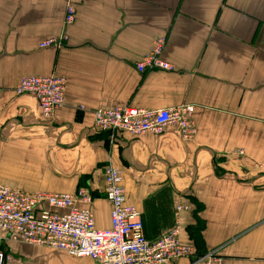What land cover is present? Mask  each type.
I'll list each match as a JSON object with an SVG mask.
<instances>
[{"label": "crops", "instance_id": "crops-1", "mask_svg": "<svg viewBox=\"0 0 264 264\" xmlns=\"http://www.w3.org/2000/svg\"><path fill=\"white\" fill-rule=\"evenodd\" d=\"M64 14V0H0V184L26 193L83 187L92 199L78 206L107 228L111 163L148 240L178 217L181 240L223 264H264V0H77L67 27ZM63 34L59 45L39 46ZM158 39L172 69L137 70ZM50 74L66 86L47 119L33 95L14 89L23 76ZM119 105H191L195 132L94 127L96 108ZM0 250L4 264H98L1 231Z\"/></svg>", "mask_w": 264, "mask_h": 264}, {"label": "built area", "instance_id": "built-area-1", "mask_svg": "<svg viewBox=\"0 0 264 264\" xmlns=\"http://www.w3.org/2000/svg\"><path fill=\"white\" fill-rule=\"evenodd\" d=\"M64 1L63 27H67L74 20L77 0ZM65 39L63 34L59 39L50 38L39 45L55 46ZM161 50L162 40L158 39L135 63L137 70L172 69V65L161 58ZM65 86V78L56 74L24 76L16 84L15 91L32 94L42 115L48 119L63 104ZM192 111L191 105L157 109L131 105L96 108L93 125L99 130H120L135 136L147 132L160 134L166 127L174 126L185 139L195 132ZM103 176L105 198L110 203L109 227L98 228L91 210L78 206L79 203L89 204L92 199L83 187L73 192L26 193L0 184V231L13 240L58 249L72 256L89 257L98 264H165L195 256L193 245L179 236L178 217L167 232L148 240L138 209L126 202L121 171L108 163ZM181 208V205L176 206V216ZM6 259L7 253L0 250V264ZM192 264H222V261L219 255L207 252L193 258Z\"/></svg>", "mask_w": 264, "mask_h": 264}, {"label": "rangeland", "instance_id": "rangeland-1", "mask_svg": "<svg viewBox=\"0 0 264 264\" xmlns=\"http://www.w3.org/2000/svg\"><path fill=\"white\" fill-rule=\"evenodd\" d=\"M42 42H44V41H42ZM42 42H40V43H42ZM39 43V44H40ZM40 46V45H39ZM41 47V46H40ZM42 76H45V75H42ZM24 77V76H23ZM22 78V77H21ZM20 80V79H19ZM18 83V82H17ZM15 90V89H14ZM18 94V93H17ZM22 94V93H21ZM32 95V94H31ZM37 100V99H36ZM39 107V106H38ZM193 248L195 249V247H194V245H193ZM207 252H211V253H215L216 254V251H207ZM207 252H205V253H207ZM194 253H195V251H194ZM204 254V253H203ZM195 255V254H194ZM200 256V255H199ZM196 257H198V256H193V258L195 259ZM221 258V257H220ZM221 261H222V259H221ZM223 264V263H222Z\"/></svg>", "mask_w": 264, "mask_h": 264}, {"label": "trees", "instance_id": "trees-1", "mask_svg": "<svg viewBox=\"0 0 264 264\" xmlns=\"http://www.w3.org/2000/svg\"><path fill=\"white\" fill-rule=\"evenodd\" d=\"M203 253H205V251L204 250H202V249H199L198 247L197 248H195V256H199V255H202Z\"/></svg>", "mask_w": 264, "mask_h": 264}]
</instances>
